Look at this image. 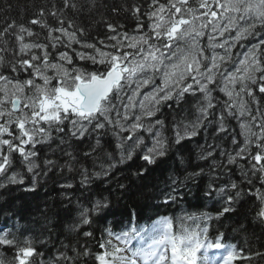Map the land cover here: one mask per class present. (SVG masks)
Segmentation results:
<instances>
[{
	"label": "snow or ice",
	"instance_id": "6c2138e0",
	"mask_svg": "<svg viewBox=\"0 0 264 264\" xmlns=\"http://www.w3.org/2000/svg\"><path fill=\"white\" fill-rule=\"evenodd\" d=\"M109 12L123 14L135 27L125 30L106 19ZM94 14L105 35L90 41V29L76 18ZM250 38L255 42L245 51H233ZM189 99L192 119L189 108L181 107ZM165 107L170 126L157 118ZM201 133L204 143L194 145L195 158L210 164L189 172L187 156L177 151L185 174L181 179L170 173L172 192L207 176L202 194L219 202L216 220L252 196L254 221L264 224V0H46L27 24L0 26V190L17 186L35 193L55 173L64 180L58 184L64 207H75L78 220L68 226L75 242L57 244L51 234L37 238L19 222L22 215L4 211L13 224L0 227V248L13 255L0 256V264H215L208 250L225 247L222 264H233L241 256L237 245L222 243V233L210 239L209 227L201 226L213 219L206 212L179 217L175 232L173 219L161 217L146 236L135 228L115 235L119 244L105 230L99 255H93L94 233L80 232L108 207V197L89 207L74 197L76 184L90 190L94 180L109 177L137 153L144 163L133 175L143 176L176 145ZM106 137L114 140V152L104 149ZM176 199L169 193L165 203ZM133 238L141 243L130 247Z\"/></svg>",
	"mask_w": 264,
	"mask_h": 264
},
{
	"label": "trees",
	"instance_id": "16d2710c",
	"mask_svg": "<svg viewBox=\"0 0 264 264\" xmlns=\"http://www.w3.org/2000/svg\"><path fill=\"white\" fill-rule=\"evenodd\" d=\"M108 4H112L113 0H105ZM132 2V0H129ZM139 3L141 0H135ZM46 0H0V26L15 21L17 24H27L33 18V13L36 8L44 5ZM103 11V9H101ZM106 19L112 20L113 23H122L125 25V30H130L135 27V23L126 18L123 14L119 17H113L111 13H105ZM100 20L99 14H94L91 17L83 16L76 18V23L83 26L85 29H90L87 39L93 41L97 36L104 37L105 32L102 24H95L94 21ZM51 22V21H50ZM35 30V29H34ZM255 40L249 39L243 41L244 47L238 46L234 52H243L247 46L254 43ZM88 67H91L90 65ZM159 81H157L158 83ZM150 90V89H148ZM221 99H224L222 93H216ZM194 101L189 99L187 104H182L181 107L189 108L188 119H192L191 104ZM183 113L178 112L177 119H180ZM157 118L165 120L166 125L171 124L172 114L167 107L162 109V112L157 115ZM229 124L232 128H236V122L230 120ZM214 132L215 129H210ZM238 131V129H237ZM171 135V132L167 133ZM87 141L85 145H87ZM104 149L114 152V140L106 137L103 141ZM204 143V135L193 138L191 141H185L169 152L168 156L156 165L150 166L147 173L143 176H135L143 165L140 159L141 153H137L132 160L123 165H118L109 175V177H100L94 180L90 190H81L76 184L74 197L79 198L82 204L91 206V202L102 196L108 197V207L101 209L93 217L91 227L81 226L80 232L91 231L96 237L97 243L93 248V255L102 253L99 248V243L103 239H108L107 232L123 233L131 232L135 228L138 232L144 226H148L161 219V217H169L173 219V231H178L180 226L179 217L184 215L199 216L201 213H209L213 216L212 220L201 222V226H208L210 230V239H215L218 234L221 235V241L225 244L237 245V251L241 256L233 261V264H264V256L259 258L247 259L253 257L256 252L264 253V224L254 221V211H251L255 197L246 196L241 199L236 205V210L225 214L219 220L215 219V214L221 210L219 202L215 199L206 198L202 192L205 188L207 176H202L196 184L189 182L188 188H178L176 192H172V176L183 178L185 170L182 169L177 160V151L182 155L187 156V171H196L199 168H207L209 161H197L195 144ZM209 143H212L209 139ZM227 146L228 141L224 142ZM85 145H80V151H87ZM217 158L218 152L215 153ZM54 158V157H52ZM91 167V162H85ZM234 174H235V170ZM238 179V177H236ZM64 180L58 177L55 173H50V179L47 183L42 184L35 193L24 192L17 186H10L8 191L0 190V224L8 225L10 228L13 220L5 218L2 213L16 212L17 215H22L24 219L19 222L29 224L33 229V234L40 238L51 234L52 239L59 244L61 240L65 243L75 242V234L69 232L68 226L77 223L76 208L70 206L65 208L67 203L60 195L58 188L59 183ZM226 182V181H225ZM119 185H125V189H121ZM247 189V185H242ZM259 187V184H257ZM191 189V191H189ZM176 196L175 202L167 200L168 194ZM20 205L23 207L21 208ZM40 210H46L44 215H40ZM185 226L192 224V221H185ZM103 238V239H102ZM84 243V241H81ZM40 251H45L40 248ZM52 246L49 245L47 252L51 254ZM13 255L12 250L7 247L0 248V256L10 259ZM85 264H89L85 261ZM98 264V261L96 262Z\"/></svg>",
	"mask_w": 264,
	"mask_h": 264
},
{
	"label": "rangeland",
	"instance_id": "374dc122",
	"mask_svg": "<svg viewBox=\"0 0 264 264\" xmlns=\"http://www.w3.org/2000/svg\"><path fill=\"white\" fill-rule=\"evenodd\" d=\"M112 239H113V243H117V244L120 243V242L116 241L114 237H112ZM134 241H135L134 239H131L130 244H132ZM136 242H137L136 246L139 245L137 239H136ZM146 243H150V240H147V241L145 242V244H146ZM120 246L123 247L124 245H123V244H120ZM129 246H130V245H129ZM202 251H203V250H202ZM209 254H210V255H214V257H215V264H222V262H223V256H224L223 254H219V255H217V256H216V254L211 253V252H209Z\"/></svg>",
	"mask_w": 264,
	"mask_h": 264
},
{
	"label": "bare ground",
	"instance_id": "6f19581e",
	"mask_svg": "<svg viewBox=\"0 0 264 264\" xmlns=\"http://www.w3.org/2000/svg\"><path fill=\"white\" fill-rule=\"evenodd\" d=\"M131 247V246H130Z\"/></svg>",
	"mask_w": 264,
	"mask_h": 264
}]
</instances>
